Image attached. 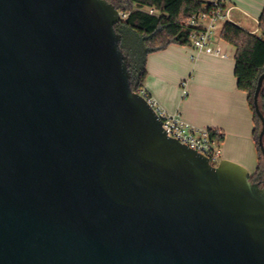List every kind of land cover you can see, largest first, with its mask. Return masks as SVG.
<instances>
[{
    "label": "water",
    "instance_id": "1",
    "mask_svg": "<svg viewBox=\"0 0 264 264\" xmlns=\"http://www.w3.org/2000/svg\"><path fill=\"white\" fill-rule=\"evenodd\" d=\"M120 21L0 0V264H264V186L166 134Z\"/></svg>",
    "mask_w": 264,
    "mask_h": 264
},
{
    "label": "crops",
    "instance_id": "2",
    "mask_svg": "<svg viewBox=\"0 0 264 264\" xmlns=\"http://www.w3.org/2000/svg\"><path fill=\"white\" fill-rule=\"evenodd\" d=\"M225 1L231 8L230 21L248 32L259 31L264 0ZM224 24L217 22L208 50L199 52L192 44H171L150 53L144 89L169 113L197 127L222 133L221 160L240 164L253 176L259 165L254 111L248 93L238 87L237 48L221 37Z\"/></svg>",
    "mask_w": 264,
    "mask_h": 264
},
{
    "label": "trees",
    "instance_id": "3",
    "mask_svg": "<svg viewBox=\"0 0 264 264\" xmlns=\"http://www.w3.org/2000/svg\"><path fill=\"white\" fill-rule=\"evenodd\" d=\"M119 12L125 13L115 25L121 35V47L129 59L134 91L144 89L147 76V57L171 44L190 45L191 27L187 20L203 10L205 0H108ZM154 8L155 13L149 9ZM221 37L236 46L235 75L238 87L248 93L254 111V139L259 153V165L251 176L253 182L264 186V157L260 147L262 120L255 104V93L260 76L264 73V10L259 18V31L248 32L232 21H226ZM259 108L264 115V85L259 94ZM212 137L223 140V134L212 132ZM264 141V138H263Z\"/></svg>",
    "mask_w": 264,
    "mask_h": 264
},
{
    "label": "built area",
    "instance_id": "4",
    "mask_svg": "<svg viewBox=\"0 0 264 264\" xmlns=\"http://www.w3.org/2000/svg\"><path fill=\"white\" fill-rule=\"evenodd\" d=\"M150 13H155L154 8L149 9ZM231 8L226 5L225 0H207L203 10L193 14L187 25L191 27V44L199 52L208 50L209 42L217 22L230 21ZM121 17H126L120 12ZM184 95L187 94L186 82L182 83ZM138 92V91H137ZM162 120L163 128L169 137H172L182 144L189 146L198 153L207 156L213 165H218L221 161L220 140L212 137L214 130L200 128L183 120L178 114H171L164 109L161 104L145 89L139 91Z\"/></svg>",
    "mask_w": 264,
    "mask_h": 264
}]
</instances>
